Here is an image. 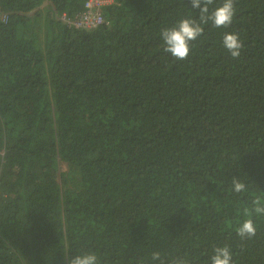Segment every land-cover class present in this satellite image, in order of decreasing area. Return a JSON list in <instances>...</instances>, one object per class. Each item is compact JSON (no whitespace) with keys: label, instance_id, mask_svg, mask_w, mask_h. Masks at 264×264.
<instances>
[{"label":"trees","instance_id":"obj_1","mask_svg":"<svg viewBox=\"0 0 264 264\" xmlns=\"http://www.w3.org/2000/svg\"><path fill=\"white\" fill-rule=\"evenodd\" d=\"M85 1L0 0V264H210L223 245L264 264V216L235 233L264 202V0H235L182 61L160 33L198 19L188 0H111L67 27Z\"/></svg>","mask_w":264,"mask_h":264},{"label":"clouds","instance_id":"obj_2","mask_svg":"<svg viewBox=\"0 0 264 264\" xmlns=\"http://www.w3.org/2000/svg\"><path fill=\"white\" fill-rule=\"evenodd\" d=\"M192 9L198 10L199 16L196 18H183L170 28L161 30L160 36L163 41V51L171 54L176 60L182 61L188 58L191 51L190 44L196 41L204 33V26L211 25L213 28H227L232 22L236 13L235 0H222V3L211 8L215 0H188ZM223 47L229 52L232 59H238L243 49V42L237 33L225 32L222 38ZM232 190L235 193L247 191V186L239 178L232 180ZM244 219L236 228L235 233L243 240H250L257 234V227L252 219L253 216H264V202L256 198L251 202V209L245 208ZM153 262L164 264L161 253L153 252L151 255ZM210 264H233V252L229 245L216 246L209 257ZM67 264H100L99 257L95 251L89 250L83 254L69 258ZM175 264H184L183 260L176 261Z\"/></svg>","mask_w":264,"mask_h":264},{"label":"built area","instance_id":"obj_3","mask_svg":"<svg viewBox=\"0 0 264 264\" xmlns=\"http://www.w3.org/2000/svg\"><path fill=\"white\" fill-rule=\"evenodd\" d=\"M111 0H86L83 4V10L73 16L67 17L65 13L61 14L60 20L67 26L73 28L93 29L103 23L101 8L109 5ZM2 20L5 17L2 16Z\"/></svg>","mask_w":264,"mask_h":264}]
</instances>
